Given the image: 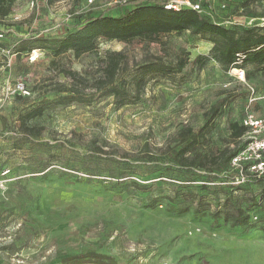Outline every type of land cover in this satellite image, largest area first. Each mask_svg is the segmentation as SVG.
Here are the masks:
<instances>
[{
    "label": "rangeland",
    "instance_id": "obj_1",
    "mask_svg": "<svg viewBox=\"0 0 264 264\" xmlns=\"http://www.w3.org/2000/svg\"><path fill=\"white\" fill-rule=\"evenodd\" d=\"M30 1L5 0L11 13L0 32L10 46L28 37L56 39L79 15L124 10L108 1L87 7L85 0H33V8ZM199 14L238 31L264 27L262 0H231L225 9L203 0ZM211 47L182 33L153 44L101 42L97 53L62 56L92 84L105 53L122 52L127 65L117 82L133 97V79L142 65H173L189 55L174 83L146 76L134 102L119 109L112 96L89 86L80 93V104L58 105L71 83L49 66L53 58L47 51L36 50L30 62L0 50V264H65L66 258L85 254L108 257L111 264H264V176L248 171L241 176L235 169L182 170L164 154L178 147L186 127L199 131L219 101L224 106L207 145H230L228 126L240 123L247 95L251 90L264 95V74L254 67H246L244 81H238L213 60L201 68L192 64L209 56ZM17 81L26 84L27 98L6 95V85ZM254 112L264 115V101ZM27 115H33L27 121L40 130L38 136L20 131ZM203 184L242 199L249 225L230 228L220 219L213 224L214 207L200 214L167 211L176 186ZM224 196L217 193L218 199ZM152 201L161 205L150 208Z\"/></svg>",
    "mask_w": 264,
    "mask_h": 264
},
{
    "label": "trees",
    "instance_id": "obj_2",
    "mask_svg": "<svg viewBox=\"0 0 264 264\" xmlns=\"http://www.w3.org/2000/svg\"><path fill=\"white\" fill-rule=\"evenodd\" d=\"M118 7H124L123 12L118 15L89 13L77 16L73 23L68 25L63 35L56 39L28 37L18 41L16 45L10 46L4 39L3 33L0 32L2 34L0 50H8L15 57L20 55L28 57L34 50L47 51L53 58L49 66L55 73L71 83L69 93L59 97L57 101L58 105L63 106L80 104L82 102L80 93L89 86L104 97L112 96L116 107L122 108L134 102L133 98L138 96V91L144 86L146 76L157 81L174 83L176 74H180L190 62L189 55L185 53L183 56H179L173 65L163 62H150L142 65L141 72L133 79L136 91L135 95L131 97L125 86H121L117 82L127 65V57L122 52L105 53L104 58L100 60L101 74L92 84H89L87 80L62 62V56L67 53H71L74 58L97 53L101 42H119L126 46L137 43L153 44L161 36L188 33L192 37L207 41L212 46L209 56H198L193 61L192 64H197L198 68L203 67L208 60H213L225 71H228L236 66L235 62L239 57L241 59L239 68L244 70L251 66L264 74V27L252 25L241 31L235 28H226L204 19L199 12L191 9L166 10L161 0L135 2ZM10 13V6L5 3V0H0V25ZM223 106V101L213 105L204 115L206 123L199 131L194 132L186 127L180 133L178 147L164 152L180 169H197L209 174L231 170L232 159L243 150L246 144V128L241 124L243 116L240 123L233 122L228 126L230 145L221 149H214L207 145L213 128L211 127L212 122L219 115ZM42 110L39 109L36 117ZM27 116L20 121V131L27 136H38L40 130L31 127L27 121L33 115ZM244 169L246 170V166ZM208 183H212V181ZM218 192L225 194L223 199L217 198ZM168 201L167 211L169 213L187 214L193 212L200 214L214 207L215 212L211 213L213 224H217L219 219L230 228L244 227L250 223V217L243 207L242 199L233 195L232 191H223L222 188H210L205 184L200 187L180 185L175 187L173 198ZM249 203L255 205V200L251 199ZM157 205L161 204L152 201L149 207L154 208ZM110 261L111 259L105 256L85 254L66 258L64 263L111 264Z\"/></svg>",
    "mask_w": 264,
    "mask_h": 264
},
{
    "label": "built area",
    "instance_id": "obj_3",
    "mask_svg": "<svg viewBox=\"0 0 264 264\" xmlns=\"http://www.w3.org/2000/svg\"><path fill=\"white\" fill-rule=\"evenodd\" d=\"M110 2V4L116 6H125L135 2H145L151 0H85L87 7H92L100 2ZM164 4L166 10L179 11L182 9H191L200 13L203 5V0H161ZM209 2H218L221 9H225L231 0H208ZM264 7V0L262 1ZM35 2L30 1V7L33 8ZM0 39H2V34H0ZM1 52H6L1 50ZM36 50L32 51L28 55L30 62L36 60ZM8 54V52H6ZM12 57V56H11ZM7 58L6 65L9 66L10 58ZM241 64V59L238 57L235 62L232 72L238 81H244L245 72L243 69L239 68ZM6 85V95H17L21 97H28L30 95L24 81H17L13 83V86ZM246 111L241 120V124L246 128L245 133V147L240 151L231 161V169L239 171L240 175H243L244 171H248L257 177L264 176V115L258 116L254 112V107L261 101H264V96H256L253 90L249 93L247 98ZM246 166V170L244 169Z\"/></svg>",
    "mask_w": 264,
    "mask_h": 264
}]
</instances>
